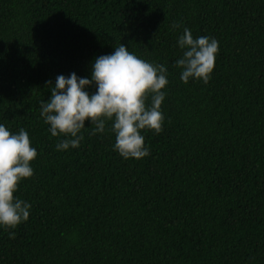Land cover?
Wrapping results in <instances>:
<instances>
[{
    "label": "trees",
    "instance_id": "obj_1",
    "mask_svg": "<svg viewBox=\"0 0 264 264\" xmlns=\"http://www.w3.org/2000/svg\"><path fill=\"white\" fill-rule=\"evenodd\" d=\"M184 27L219 42L207 83L179 78ZM121 43L168 69L149 154L121 157L110 122L88 120L57 150L45 82L90 76ZM0 123L37 149L16 193L29 219L0 227V264H264V0H0Z\"/></svg>",
    "mask_w": 264,
    "mask_h": 264
},
{
    "label": "clouds",
    "instance_id": "obj_2",
    "mask_svg": "<svg viewBox=\"0 0 264 264\" xmlns=\"http://www.w3.org/2000/svg\"><path fill=\"white\" fill-rule=\"evenodd\" d=\"M176 44L181 50L174 61L180 69V80L207 83L215 67L218 40L208 35L194 37L184 27ZM45 83L52 85L51 94L40 101V115L51 136L63 137L55 145L57 150L79 146L86 120L95 125L92 134L103 133L110 122V131L115 134L112 148L125 159H141L149 154L142 130L162 131L165 118L161 105L168 69L138 57L123 43L110 53L95 56L90 76L72 71L57 74L54 82ZM93 85L95 90L89 91ZM36 156L37 149L25 128L13 132L0 123V227L15 228L29 219L31 203L16 193L20 181L34 174L31 161Z\"/></svg>",
    "mask_w": 264,
    "mask_h": 264
}]
</instances>
